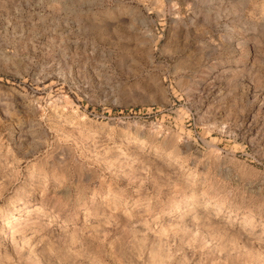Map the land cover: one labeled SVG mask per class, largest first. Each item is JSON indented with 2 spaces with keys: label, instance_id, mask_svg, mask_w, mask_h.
Segmentation results:
<instances>
[{
  "label": "rangeland",
  "instance_id": "1",
  "mask_svg": "<svg viewBox=\"0 0 264 264\" xmlns=\"http://www.w3.org/2000/svg\"><path fill=\"white\" fill-rule=\"evenodd\" d=\"M0 264H264V0H0Z\"/></svg>",
  "mask_w": 264,
  "mask_h": 264
}]
</instances>
